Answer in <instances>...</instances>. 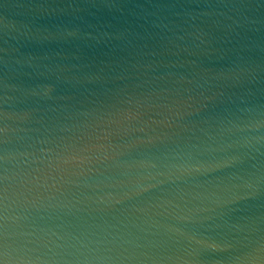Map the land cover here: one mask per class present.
Masks as SVG:
<instances>
[{
    "label": "water",
    "instance_id": "water-1",
    "mask_svg": "<svg viewBox=\"0 0 264 264\" xmlns=\"http://www.w3.org/2000/svg\"><path fill=\"white\" fill-rule=\"evenodd\" d=\"M0 264H264V0H0Z\"/></svg>",
    "mask_w": 264,
    "mask_h": 264
}]
</instances>
